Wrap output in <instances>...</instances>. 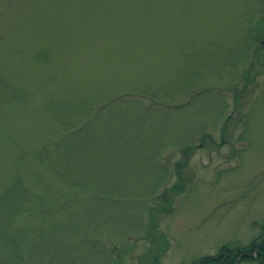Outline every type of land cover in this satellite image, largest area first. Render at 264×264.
Instances as JSON below:
<instances>
[{"label": "rangeland", "instance_id": "rangeland-1", "mask_svg": "<svg viewBox=\"0 0 264 264\" xmlns=\"http://www.w3.org/2000/svg\"><path fill=\"white\" fill-rule=\"evenodd\" d=\"M259 14L264 0H0V193L16 176L33 186L35 175L65 191L33 153L49 145L56 159L50 146L59 134L92 120L78 138L82 158L92 156L80 167L87 181L96 179L92 189L158 191L150 206L159 208L160 197L172 202L170 214L154 212L157 236L168 244L160 264H191L223 245L249 246L264 226ZM255 30L262 35L254 41ZM190 84L193 90L184 94ZM152 93L169 106L194 94L191 104L158 110L149 109ZM114 98L122 99L102 108ZM222 112L230 122L220 119ZM202 130L211 142L195 139L183 169L186 190L173 194L174 164L182 159L176 145ZM89 205L91 220L83 222L103 225L111 257L119 264H155L164 241L145 237L142 226L126 232L132 219L115 206ZM59 257L48 245L39 258L60 264Z\"/></svg>", "mask_w": 264, "mask_h": 264}, {"label": "trees", "instance_id": "trees-1", "mask_svg": "<svg viewBox=\"0 0 264 264\" xmlns=\"http://www.w3.org/2000/svg\"><path fill=\"white\" fill-rule=\"evenodd\" d=\"M261 22L264 25V15H260L259 23ZM260 35L262 34L255 30L254 41L259 39ZM260 49L261 45L257 47L255 55H257V50ZM247 72L251 73V68ZM190 87L191 84L186 87L183 93H190L193 90ZM206 88L213 90V88ZM243 93L244 91L240 90L234 96V104L238 110L241 109L239 101ZM151 95L154 97L147 96L153 102L149 109L175 110L191 104L193 100L191 95L189 102L186 104L169 106L157 100L155 93ZM120 99L122 98H114L102 108L108 107ZM223 115L222 112L220 119L225 124L230 122V116L224 119ZM242 117L245 116L241 114V120ZM88 121L79 127L74 126V123H72L69 130H63L64 132L59 134L60 139H58V142L54 143V146H50L57 153L56 159L50 157L49 145H44L33 153L34 160L39 164H46L50 168L49 170L53 171L56 179L63 183L65 191H58L57 188L46 186L43 182L40 183L41 177L35 175L33 186L26 185L20 177L16 176L10 186L0 193V221L4 225L0 228V264H42L41 258L43 252L46 253L48 245L53 248L55 256L60 255L63 257L56 259L60 264H62V261L65 264H95L97 258L102 260L101 264H119L120 261L116 257H111L110 252L112 249L111 251L110 249L107 250V246L103 242L107 238H103L104 235H102L103 225L88 227L83 222V220H91L90 216L94 210L91 209L90 215L89 203L94 201H101L108 211L115 206L121 217L127 218L129 216L133 225L126 228V232L140 229L139 227L142 226V230H147L145 237L164 241V247L158 250L154 258L155 264H158L160 254L166 251L168 244L162 235L157 236L158 231L154 222V212L165 213V215L170 214L173 211L172 202L169 199L160 197L158 201L161 206L159 208L150 206L154 193L158 191H154L150 195L146 193H115L106 189L100 190V192L94 191L92 189L95 187L93 181H96V179L87 181L80 170L82 164H86L92 157L82 158L80 151L83 144L78 141L79 136H82L86 130H91L92 120ZM225 127L223 126L222 129H225ZM204 132L205 130H202L190 142L176 145L182 159L174 164L176 180L169 188V191L173 194L178 195L186 190L183 169L187 165L190 156L194 154L196 149L194 146L195 139L198 137L202 144H206L208 141L211 142L209 139H212V136ZM221 135V142L225 143L224 130ZM162 175L166 178L168 176L165 171L161 174V177ZM127 203L130 205L129 211L124 210ZM142 212H145V214H142ZM19 220H22V222H19ZM145 220H148L147 223ZM108 238L112 240L111 237ZM82 250L84 256L77 254ZM243 263L264 264V226L249 246L223 245L216 254L201 257L191 264Z\"/></svg>", "mask_w": 264, "mask_h": 264}]
</instances>
